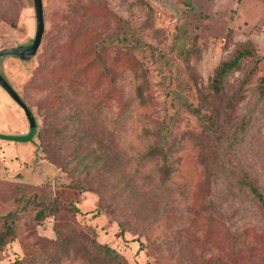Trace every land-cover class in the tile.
<instances>
[{
	"label": "rangeland",
	"instance_id": "obj_1",
	"mask_svg": "<svg viewBox=\"0 0 264 264\" xmlns=\"http://www.w3.org/2000/svg\"><path fill=\"white\" fill-rule=\"evenodd\" d=\"M42 5L33 61L0 57L38 132L34 145L0 144V233L8 214L14 231L0 264H83L68 242L92 229L127 264H264V212L237 186L244 170L264 194V0ZM34 33L33 0H0V50L29 46ZM247 43L255 57L227 78L236 97L227 111L209 98L210 80ZM5 99L0 134L21 137L26 118ZM180 100L212 116L202 121ZM163 127L174 173L159 186L143 155Z\"/></svg>",
	"mask_w": 264,
	"mask_h": 264
},
{
	"label": "trees",
	"instance_id": "obj_2",
	"mask_svg": "<svg viewBox=\"0 0 264 264\" xmlns=\"http://www.w3.org/2000/svg\"><path fill=\"white\" fill-rule=\"evenodd\" d=\"M34 56L31 57L4 56L3 58L14 57V58H18L21 61V63L28 64L33 61ZM253 57H255L254 50L252 49L250 43H247L241 45V47L238 48L229 59L220 62L219 65L215 68L210 80L209 98H211L214 101H217L219 105H222L224 102H227L225 103L226 110L232 111V109L234 108V101L236 100V97L235 96L228 97L226 95L227 78L232 73L240 69L241 63L244 59L253 58ZM4 80L11 86V84L6 78H4ZM257 92L259 98L261 100H264V77L261 79L260 84L257 87ZM138 93L141 96V91H138ZM180 102L182 106L186 108V110L189 113L196 116L198 119L202 121L204 120L205 117L206 118L208 117L209 119V117L212 116V115H206L205 113L202 112V109L195 108L190 104H187L185 101L183 102L182 100H180ZM207 105L209 110H214L215 114L217 115L219 114L220 111L218 107L215 108V105L212 102H208ZM29 111L32 114L30 108ZM33 118L35 119L34 116ZM247 120H248L247 116L242 118L241 124L239 126L240 129H243ZM167 133H168L167 130L165 129V127H163L160 130V134L158 135L157 141L151 146H149L143 155V158L145 160H153L155 162V170H156L157 181L159 186H164L167 182H169L174 173L173 167L171 165V158L175 153V146L174 144L170 143V138ZM37 135L38 132L36 126L35 137H37ZM37 150L38 147L35 146V152H37ZM237 174H238V180H237L238 188L248 191L249 195L254 200L258 208L264 212V194L257 186L256 182L253 179H251L244 170H241ZM69 209L70 210L72 209L75 213L78 214L80 213L79 209L75 206L74 207L70 206ZM9 217L10 214L2 217V219L4 220L5 230L0 233V247L4 245L7 241H10L14 238L13 229L7 225V219ZM57 235L58 233H56V242L60 240V237H58ZM90 236L91 238L87 234H79V236L76 239L72 237L68 242L78 245L77 247H73L72 250L75 257H80L83 260V264H127L125 259L117 251H115L108 245L99 243L95 240L97 235L94 229H92ZM68 243H62V245H59L53 242L54 245H59L63 252H69L70 247L67 245ZM237 253L238 254L241 253L240 248L237 249ZM12 264H19V263L15 261ZM205 264H215V263L208 261Z\"/></svg>",
	"mask_w": 264,
	"mask_h": 264
},
{
	"label": "water",
	"instance_id": "obj_3",
	"mask_svg": "<svg viewBox=\"0 0 264 264\" xmlns=\"http://www.w3.org/2000/svg\"><path fill=\"white\" fill-rule=\"evenodd\" d=\"M34 13H35V33L32 42L29 46L23 48H4L0 50V57L2 56H18V57H31L34 56L40 47L41 39L44 33V17L42 0H33ZM0 87L8 95V97L22 110L29 125L28 134L21 137L7 136L0 134V140L8 142H28L31 141L34 133L36 122L29 111L27 104L21 97L14 91V89L4 80L0 75Z\"/></svg>",
	"mask_w": 264,
	"mask_h": 264
},
{
	"label": "crops",
	"instance_id": "obj_4",
	"mask_svg": "<svg viewBox=\"0 0 264 264\" xmlns=\"http://www.w3.org/2000/svg\"><path fill=\"white\" fill-rule=\"evenodd\" d=\"M0 89L3 91V89L0 87ZM0 90V91H1ZM4 92V91H3ZM5 93V92H4ZM6 94V93H5ZM8 97V95L6 94V96H4L3 94H1V92H0V101H1V99H2V101H3V103L5 104V101H6V99L5 98H7ZM9 98V97H8ZM10 99V98H9ZM3 103H1V104H3ZM3 110H1L0 111V114L2 115L3 114V112H2ZM0 115V129H5L4 127H6V125L7 124H5V121H4V118L2 117ZM26 118V117H25ZM17 120H20V119H17ZM21 121V120H20ZM26 122H27V119H26ZM27 124H28V122H27ZM13 126V127H12ZM12 126H9V127H11L13 130H14V128H18L20 125H18V126H15V125H12ZM15 126V127H14ZM24 130V129H23ZM10 131V130H9ZM17 133H23L24 135L23 136H25V135H27L28 134V131H29V125L27 126V129L26 130H24V131H22V130H20L19 128L17 129V130H15ZM34 137H35V133H34V136H33V138H32V143H34ZM3 141V140H2ZM8 141H5V142H3V143H0V144H8L7 143ZM17 143V142H16ZM19 143V142H18ZM34 145V144H33ZM7 146V145H6ZM9 146V145H8ZM10 147V146H9ZM13 148V147H12ZM14 149V148H13ZM16 150H17V148H16ZM16 154H18V151H17V153Z\"/></svg>",
	"mask_w": 264,
	"mask_h": 264
}]
</instances>
